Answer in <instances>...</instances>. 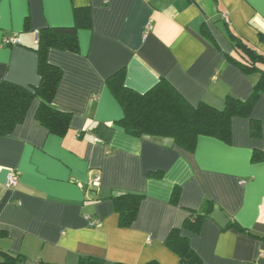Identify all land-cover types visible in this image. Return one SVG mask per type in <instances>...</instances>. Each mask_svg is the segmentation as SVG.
<instances>
[{"label": "crops", "instance_id": "0c3cea01", "mask_svg": "<svg viewBox=\"0 0 264 264\" xmlns=\"http://www.w3.org/2000/svg\"><path fill=\"white\" fill-rule=\"evenodd\" d=\"M76 8L90 11V25L78 31L80 51L48 53L63 72L52 103L72 114L69 130L49 133L36 119V97L24 121L0 136V249L27 264H79L88 256L182 264L166 239L190 210L211 201L228 225L210 216L200 232H183L202 264H264V159L252 161L255 151L264 153V91L251 115L262 124L259 138L250 118L234 117L230 143L200 136L190 152L170 139L128 135L106 83L124 68L126 85L141 93L164 78L193 106L246 100L259 75L226 57L234 53L227 29L264 53V0H0V81L34 90L36 32L74 26ZM12 35L20 44L4 46ZM12 171L20 182L8 188ZM119 193L144 195L130 227L119 226L111 200Z\"/></svg>", "mask_w": 264, "mask_h": 264}, {"label": "trees", "instance_id": "16d2710c", "mask_svg": "<svg viewBox=\"0 0 264 264\" xmlns=\"http://www.w3.org/2000/svg\"><path fill=\"white\" fill-rule=\"evenodd\" d=\"M75 25L65 27H45L39 30V41L34 49L38 55V72L40 84L33 90L6 80L0 81V136L12 134L16 126L22 123L33 100L40 99L36 119L49 133L64 136L70 128L72 114L63 112L53 106V100L62 81L60 67L48 60L50 49L71 53L80 51L78 31L80 27L90 25V11L87 8L75 9ZM234 53L224 52L226 57L248 74H258L259 78L250 96L240 100L227 96L224 108L218 109L206 102L197 106L190 104L166 79L162 78L150 90L141 93L126 85V70L120 69L110 76L106 83L123 108L124 116L118 124L131 136H147L170 139L172 145L193 152L200 136H209L230 143L232 139V119L234 117L250 118L251 135L259 138L262 134L260 120L251 117L261 93L264 91V53H260L245 39L227 29ZM260 40L264 43V35ZM264 159V153L255 151L253 162ZM180 188L176 187L172 201L178 202ZM144 195L137 193H119L111 196L119 216L121 228L130 227L138 218ZM215 203L208 201L200 210H190L183 225L174 228L166 239V246L176 253L182 264H202V259L193 250L184 231L200 232L206 218L215 210ZM246 231L239 225H234ZM0 264H27L21 254H14L0 249ZM79 264H106L99 257H81ZM114 264H126L115 262ZM145 264H159L150 261Z\"/></svg>", "mask_w": 264, "mask_h": 264}, {"label": "built area", "instance_id": "2783aa9c", "mask_svg": "<svg viewBox=\"0 0 264 264\" xmlns=\"http://www.w3.org/2000/svg\"><path fill=\"white\" fill-rule=\"evenodd\" d=\"M152 29L151 25H148L146 28V31L144 33V37L146 36L147 32L149 30ZM39 41V32H36V38H35V43L37 44ZM20 44V40L16 35H12V36H4L3 38V45L4 46H14V45H19ZM20 182V176L17 172L12 171L8 174L7 176V180H6V186L8 188H13L16 187ZM99 178H95L93 185L97 186L99 183ZM91 221L92 225H96L97 224V220L93 219V218H88Z\"/></svg>", "mask_w": 264, "mask_h": 264}, {"label": "water", "instance_id": "95a60500", "mask_svg": "<svg viewBox=\"0 0 264 264\" xmlns=\"http://www.w3.org/2000/svg\"><path fill=\"white\" fill-rule=\"evenodd\" d=\"M211 218L214 219L223 228L226 227L229 223L228 218L225 216L222 210L218 207H216L215 210L212 212ZM0 261H2L1 258H0Z\"/></svg>", "mask_w": 264, "mask_h": 264}]
</instances>
